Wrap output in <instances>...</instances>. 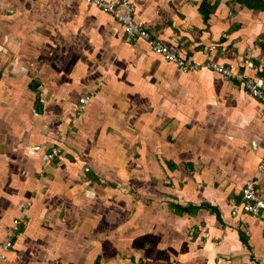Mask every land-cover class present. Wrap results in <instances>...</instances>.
I'll return each instance as SVG.
<instances>
[{
    "label": "crops",
    "instance_id": "0c3cea01",
    "mask_svg": "<svg viewBox=\"0 0 264 264\" xmlns=\"http://www.w3.org/2000/svg\"><path fill=\"white\" fill-rule=\"evenodd\" d=\"M131 2L140 24L201 68L180 71L85 2L0 0V253L21 221L0 264H91L90 254L95 264L100 226L110 245L123 230L118 250L139 264H264V221L230 215L248 178L264 198V104L203 66L211 55L243 72L250 59L245 73L264 79V11ZM203 2L215 4L207 22ZM20 95L33 106L13 105ZM56 144L60 158L44 160Z\"/></svg>",
    "mask_w": 264,
    "mask_h": 264
},
{
    "label": "built area",
    "instance_id": "2783aa9c",
    "mask_svg": "<svg viewBox=\"0 0 264 264\" xmlns=\"http://www.w3.org/2000/svg\"><path fill=\"white\" fill-rule=\"evenodd\" d=\"M94 6L102 12L109 13L118 22H120L125 30L128 41L134 39L145 40L149 48L164 61L173 63L182 72H196L201 68L200 64L191 62L190 59L181 55L179 52L170 48L166 43L153 36L151 31L140 24L135 18V6L131 0H78ZM216 45L210 47V51L215 49ZM206 68L219 74L227 79H234L241 83L243 89L248 92L253 98L264 104V79L260 76H250L245 73L246 68H252L253 63L250 59L243 61V72H235L231 65L219 62L212 58L211 55L205 57L204 65ZM89 97L83 96L79 99L77 113L79 114L84 105L88 102ZM63 147L60 144L53 145L47 150L43 156L44 160L53 162L60 158L63 153ZM261 170H264V158L259 165ZM254 178H248L244 181L240 189V200L234 203L230 210V215L246 214L252 215L264 221V198L258 193V189ZM30 204L28 203L27 207ZM21 225L19 219H13V226L7 232L5 240L1 244L0 259L5 258V252L9 251L14 238L17 236V231Z\"/></svg>",
    "mask_w": 264,
    "mask_h": 264
},
{
    "label": "rangeland",
    "instance_id": "374dc122",
    "mask_svg": "<svg viewBox=\"0 0 264 264\" xmlns=\"http://www.w3.org/2000/svg\"><path fill=\"white\" fill-rule=\"evenodd\" d=\"M6 6H3L2 9H0V19L1 18H4L5 15H9L7 14V10H6ZM7 25H9V23L6 22ZM11 26V24L9 25ZM16 35H12V36H9V37H6V39H11L10 37H14ZM4 40L5 38L3 37L2 38V33H0V44H5L4 43ZM15 91V90H14ZM33 96V95H32ZM0 100H1V103L3 105V100L1 99V94H0ZM19 101L17 102H13V105H17L18 108L21 107V106H28L29 103H32L33 100H31V97L30 96H24V95H20V98L18 99ZM33 106V103L30 105V107ZM3 137H6V134H5V127H4V130L0 132V142L2 141ZM70 156H74L75 153L73 151H70ZM102 184L103 185H108L109 182H106V181H102ZM101 226L100 228L98 229V233L100 235V237H98L96 240V242L98 243V245L95 246V249L93 251V254L98 251V252H101L100 254L101 255V258H100V262L103 263V264H139L140 263V260H137V258L133 257V256H123L118 248L119 247H122L123 245L127 244V242H125L124 240V233H123V230H115V234L117 232H119V235L116 239V243L115 244H112L110 245L111 242L113 241H108V237H105L104 234L101 232ZM120 229V228H119ZM136 235V233H135ZM118 240V241H117ZM130 245V243H129ZM132 249L134 248H138L139 249V244L138 246L136 244H132ZM71 247L69 246L67 249L69 250ZM131 249V248H130ZM89 250V248H87L84 253H86L87 251ZM92 254V255H93ZM95 256H88L89 258V261L91 264H93V259H94ZM142 264H148L147 261H142Z\"/></svg>",
    "mask_w": 264,
    "mask_h": 264
},
{
    "label": "trees",
    "instance_id": "16d2710c",
    "mask_svg": "<svg viewBox=\"0 0 264 264\" xmlns=\"http://www.w3.org/2000/svg\"><path fill=\"white\" fill-rule=\"evenodd\" d=\"M237 3H240L244 6H246L247 8L250 9H258V10H262L264 11V0H234ZM214 5H210L207 4L205 2L202 3V5L200 6V11H202L203 15H204V20L207 22L208 18L210 17L211 13L213 12L214 9ZM41 102L39 100L38 97L35 98L34 100V107L36 108L37 111H41ZM170 207L173 209V212H175L176 214L181 215L182 213H194L196 210H198V207L193 206V205H188V206H181V205H177V204H170ZM20 229V227H19ZM240 236V240H242V242L247 245V240L245 239V237L242 236V233H239ZM100 263V258L97 257L95 260V264H99Z\"/></svg>",
    "mask_w": 264,
    "mask_h": 264
},
{
    "label": "clouds",
    "instance_id": "9594fccd",
    "mask_svg": "<svg viewBox=\"0 0 264 264\" xmlns=\"http://www.w3.org/2000/svg\"><path fill=\"white\" fill-rule=\"evenodd\" d=\"M19 221H20V219H19ZM21 222V221H20Z\"/></svg>",
    "mask_w": 264,
    "mask_h": 264
}]
</instances>
